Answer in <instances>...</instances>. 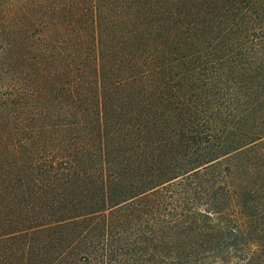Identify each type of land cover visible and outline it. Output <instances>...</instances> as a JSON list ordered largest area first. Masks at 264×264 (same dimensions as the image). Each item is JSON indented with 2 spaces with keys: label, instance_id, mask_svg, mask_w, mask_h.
Returning <instances> with one entry per match:
<instances>
[{
  "label": "trees",
  "instance_id": "16d2710c",
  "mask_svg": "<svg viewBox=\"0 0 264 264\" xmlns=\"http://www.w3.org/2000/svg\"><path fill=\"white\" fill-rule=\"evenodd\" d=\"M263 222L264 0H0V264H264Z\"/></svg>",
  "mask_w": 264,
  "mask_h": 264
},
{
  "label": "rangeland",
  "instance_id": "374dc122",
  "mask_svg": "<svg viewBox=\"0 0 264 264\" xmlns=\"http://www.w3.org/2000/svg\"><path fill=\"white\" fill-rule=\"evenodd\" d=\"M239 165V161L237 162V159L235 156L229 157L227 159L221 160L214 169L217 170V173H220L224 181L228 182L229 184H232L236 186L237 184H240V180H244V171L243 169L240 171V174H237ZM230 168V172H228ZM240 182V183H239ZM242 184V183H241ZM264 231V222H263V228ZM264 235V234H263Z\"/></svg>",
  "mask_w": 264,
  "mask_h": 264
}]
</instances>
